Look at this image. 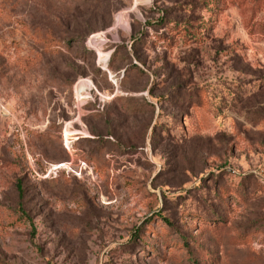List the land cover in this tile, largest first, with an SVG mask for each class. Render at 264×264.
Wrapping results in <instances>:
<instances>
[{
	"label": "rangeland",
	"instance_id": "obj_1",
	"mask_svg": "<svg viewBox=\"0 0 264 264\" xmlns=\"http://www.w3.org/2000/svg\"><path fill=\"white\" fill-rule=\"evenodd\" d=\"M0 264H264V0H0Z\"/></svg>",
	"mask_w": 264,
	"mask_h": 264
},
{
	"label": "trees",
	"instance_id": "obj_2",
	"mask_svg": "<svg viewBox=\"0 0 264 264\" xmlns=\"http://www.w3.org/2000/svg\"><path fill=\"white\" fill-rule=\"evenodd\" d=\"M163 20L161 19V23L163 24V22H162ZM138 40H139V38H137ZM244 176V178H246L247 177V174H244L243 175ZM18 188L21 190L22 189V187H21V183L20 182H18ZM22 212H23V214L26 216V218H29V216H28V214L26 213V211H24V210H22ZM164 218V217H163ZM165 220H166V222L167 223H171L170 221H168V219H166V218H164Z\"/></svg>",
	"mask_w": 264,
	"mask_h": 264
}]
</instances>
